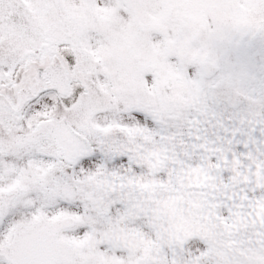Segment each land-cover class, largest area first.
Wrapping results in <instances>:
<instances>
[{
	"label": "snow or ice",
	"instance_id": "snow-or-ice-1",
	"mask_svg": "<svg viewBox=\"0 0 264 264\" xmlns=\"http://www.w3.org/2000/svg\"><path fill=\"white\" fill-rule=\"evenodd\" d=\"M0 264H264V0H0Z\"/></svg>",
	"mask_w": 264,
	"mask_h": 264
}]
</instances>
